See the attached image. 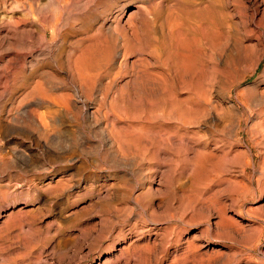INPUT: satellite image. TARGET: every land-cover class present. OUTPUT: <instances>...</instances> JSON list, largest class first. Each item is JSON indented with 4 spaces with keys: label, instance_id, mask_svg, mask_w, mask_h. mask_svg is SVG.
Wrapping results in <instances>:
<instances>
[{
    "label": "rangeland",
    "instance_id": "rangeland-1",
    "mask_svg": "<svg viewBox=\"0 0 264 264\" xmlns=\"http://www.w3.org/2000/svg\"><path fill=\"white\" fill-rule=\"evenodd\" d=\"M263 110L264 0H0V264H264Z\"/></svg>",
    "mask_w": 264,
    "mask_h": 264
},
{
    "label": "bare ground",
    "instance_id": "bare-ground-1",
    "mask_svg": "<svg viewBox=\"0 0 264 264\" xmlns=\"http://www.w3.org/2000/svg\"><path fill=\"white\" fill-rule=\"evenodd\" d=\"M135 11V10H134ZM131 13H134L133 11L132 12H130L129 13V15L128 16H130V14ZM132 15V14H131ZM175 22V21H174ZM135 39V38H134ZM79 58V57H78ZM89 58V57H88ZM192 58V57H191ZM91 59V58H90ZM260 59V58H259ZM79 61L81 62V66L82 65H85L84 64V62H87V60L85 59V58H82V59H79ZM259 61V60H258ZM258 61H256L257 63H258ZM257 63L255 64V67L257 66ZM79 66V65H78ZM86 66V68L87 69H85V68H83L85 71H84V73H81L80 71V74H81V78H80V80H82V82L84 83V81L86 82H91V80H92V78L91 77H93L92 76V73H90L89 72V65H85ZM72 67H73V65H72ZM255 69V68H254ZM75 70V69H74ZM81 70V69H80ZM77 71V70H76ZM82 71V70H81ZM77 73V72H76ZM82 74H84V76H82ZM80 76V75H79ZM95 76H96V74H95ZM98 77V76H97ZM96 78V77H95ZM82 84V83H81ZM95 84V83H94ZM91 85V84H90ZM232 85V84H231ZM87 86V85H86ZM34 90H35V88H33ZM32 89V90H33ZM88 89V88H87ZM34 90L32 91V94H36V93H33L34 92ZM37 92V91H36ZM31 93V92H30ZM43 93V92H42ZM38 94V93H37ZM39 94H40V92H39ZM39 94L37 95L38 97H36L35 99L34 98H32V100H30L31 101V103H29L30 105L32 104V105H34V106H36V108H38V106L41 104L42 105V102H44V101H52L51 100V96L48 94V95H42V97H41V95L39 96ZM47 94V93H46ZM243 94V91H238L237 93H236V97L239 99V96L240 95H242ZM27 95H28V93H27ZM30 95V94H29ZM228 95V94H227ZM34 97H35V95H33ZM210 97V96H209ZM207 98V97H206ZM53 99V98H52ZM211 99V98H210ZM257 99V98H256ZM55 100V99H54ZM254 100V99H253ZM261 101L262 99H258V100H256V101ZM23 101V100H22ZM210 101V100H209ZM27 102V101H26ZM25 102V103H26ZM204 102H207V101H205L204 100ZM220 102V101H219ZM23 103V102H22ZM22 103H21V105H22ZM210 103V102H209ZM240 103L241 104H243V102L240 100ZM27 104L28 103H26V106H27ZM204 104V103H203ZM206 104V103H205ZM211 104V103H210ZM218 104V103H217ZM227 104H228V106H230V108L229 109H231L232 111H233V113H239V107L229 98V97H227ZM40 105V106H41ZM214 105V104H213ZM212 105V106H213ZM23 106H24V103H23ZM23 106H21V107H23ZM25 106V107H26ZM33 106V107H34ZM206 106V105H205ZM203 107H204V105H203ZM207 108H208V106H206ZM210 107V106H209ZM35 108V107H34ZM197 109H198V107H196ZM206 108V109H207ZM221 108V107H220ZM223 108V107H222ZM221 108V109H222ZM31 109V108H30ZM196 109V110H197ZM212 109H214L215 110V106H214V108L212 107ZM220 109V110H221ZM228 109V108H227ZM226 109V107H225V111L227 110ZM26 110V109H25ZM195 110V111H196ZM219 110V111H220ZM223 110H224V108H223ZM230 110V111H231ZM24 111V110H23ZM199 111V110H198ZM228 112H229V110H227ZM264 111V110H263ZM18 112V111H17ZM28 111H25V113H27ZM197 112V111H196ZM222 112V111H221ZM224 112V111H223ZM48 113V112H47ZM50 113H53L52 111L50 112ZM193 113V112H192ZM259 113V112H258ZM30 114V115H29ZM44 114V113H43ZM42 113H38L37 112V110H35V109H31L29 112H28V116L30 117L31 115L33 116L32 117V119L34 118V117H37V119H38V121H39V123H40V125L43 127V128H47V126L48 125H50L49 123L47 124L46 122L47 121H49V120H47V118H45V120H44V116L45 115H43ZM46 114V113H45ZM221 114V113H220ZM230 114V113H229ZM237 114H235V115H237ZM241 114V113H240ZM47 115H50V114H47ZM53 115H54V113H53ZM53 115H51V116H53ZM193 115V114H192ZM192 115H191V117H192ZM197 115V114H196ZM221 115H223V114H221ZM220 115V116H221ZM227 115H228V113H227ZM223 116H225V114L223 115ZM27 117V116H26ZM194 117V119H195V117L196 116H193ZM233 117H234V119L236 118V116H234L233 115ZM255 117V116H254ZM262 117V119H261V121H260V125H258L259 126V133H260V137H261V140H263V142H264V114L261 116ZM50 118H53V117H50ZM49 118V116H48V119H50ZM224 118V117H223ZM227 118V117H226ZM230 117H228V119H229ZM193 119V118H192ZM31 120V119H30ZM224 120H226V121H228L227 119H224ZM36 121V120H35ZM51 121V120H50ZM53 121V120H52ZM51 121V122H52ZM237 121H238V119H237ZM258 121V120H257ZM191 122V121H190ZM194 122V121H193ZM229 122H231L230 121V119H229ZM234 122V121H233ZM236 122V121H235ZM32 123H37V122H32ZM233 123H231L230 125H232ZM236 124V123H235ZM235 124H233V125H235ZM240 124V123H239ZM36 125V124H35ZM37 126H38V123H37ZM120 126V125H119ZM133 126V125H132ZM112 127H114V126H112ZM122 127V126H121ZM133 128V127H132ZM147 128V127H146ZM252 128H254V127H252ZM117 129H118V127H117ZM258 129V128H257ZM45 130V129H44ZM47 130V129H46ZM45 130V131H46ZM114 130H115V128H114ZM124 130V129H123ZM112 131H113V129H112ZM116 131H119V129L118 130H116ZM133 131H135V132H133L132 134L131 133H128V132H126V133H128V136H133V138L134 139H136V141H138V142H143V144H144V147H145V149H146V151L148 150V149H150V148H153L152 149V153H153V155L152 156H159V154H160V151H164V150H166L168 147H166V145H163V144H161V143H163L164 141H162L161 143H159V142H156L155 143V138H154V136H152V135H150V134H145V133H147V131H148V129H145V127L143 128V126L142 127H140L138 130H133ZM254 131H255V129H254ZM120 132H121V130H120ZM123 133H124V131H122ZM150 132V131H149ZM148 132V133H149ZM152 132V131H151ZM115 133H118V132H115ZM256 133V132H255ZM110 134H111V132H110ZM120 133H118V135H119ZM114 135H116V134H114ZM127 135V134H126ZM125 135V136H126ZM120 136V138H121V135H119ZM124 135H123V137H125ZM164 136V135H163ZM116 137V136H115ZM118 137V136H117ZM122 137V138H123ZM127 137V136H126ZM120 138H119V140H120ZM118 139V138H117ZM125 139V138H124ZM168 139V138H167ZM118 140V141H119ZM122 140V139H121ZM120 140V141H121ZM125 140H127V139H125ZM125 140H123V141H125ZM130 140V139H129ZM157 140V139H156ZM128 141V140H127ZM126 141V142H127ZM131 141V140H130ZM166 142H167V144H171L172 145V142L171 143H169L167 140H165ZM172 141V140H171ZM258 141V140H257ZM133 143H134V140L132 141ZM122 143V142H121ZM165 143V142H164ZM127 144V143H126ZM126 144H124V145H126ZM264 144V143H263ZM262 144V145H263ZM123 145V144H122ZM259 146V145H258ZM261 146V145H260ZM118 148H119V145H118ZM170 148V147H169ZM145 149H144V152H145ZM174 149V148H173ZM204 149V148H203ZM261 149V148H260ZM170 150H172V148L170 149ZM122 151V150H121ZM149 151V150H148ZM172 151H174V150H172ZM198 151V150H197ZM264 151V150H263ZM262 152V151H261ZM147 153V152H146ZM150 153V152H149ZM237 154V153H236ZM196 155H197V153H196ZM195 156V155H194ZM161 159V158H160ZM198 161V160H197ZM187 165V164H186ZM189 165V164H188ZM246 165H248V164H246ZM190 166V165H189ZM264 168V167H263ZM200 169V168H199ZM192 171H195V167L193 168V170ZM200 171H202V169L200 170ZM245 171V168H243V172ZM200 173V172H199ZM262 173V172H261ZM199 175V174H198ZM264 176V174H261L259 177H257V179L258 178H260L261 176ZM230 180H231V178H230ZM229 180V182L228 183H230V185L233 187V191H235L236 193H241V194H243V197H246V198H248V196L251 194V187H249L248 185H240L239 183H238V181L236 180V179H232L231 181ZM257 185H259L262 189L264 188V177H262V178H260V180H257ZM232 189V188H231ZM230 189V190H231ZM261 189V190H262ZM259 190V189H258ZM264 190V189H263ZM235 193V194H236ZM224 215V214H223ZM221 222H222V220H221Z\"/></svg>",
    "mask_w": 264,
    "mask_h": 264
}]
</instances>
